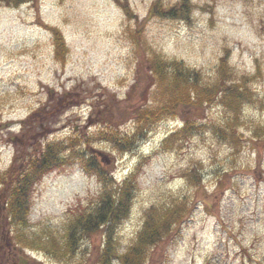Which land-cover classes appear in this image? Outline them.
<instances>
[{"label":"rangeland","instance_id":"1","mask_svg":"<svg viewBox=\"0 0 264 264\" xmlns=\"http://www.w3.org/2000/svg\"><path fill=\"white\" fill-rule=\"evenodd\" d=\"M153 1L29 0L16 7L0 1V173L9 180L32 149L75 136L81 143L75 155L94 153L116 184L137 176L129 213L115 232L117 254L135 241L150 207L179 203L186 219L150 252L149 264H264V0H187L180 16L148 18ZM180 1L162 0L166 7ZM126 3L130 19L121 8ZM53 30L64 39L63 61L55 57ZM133 30L143 39L138 53L127 33ZM156 57L183 62L204 82L216 81L225 58L228 82L241 83L250 96L234 112L208 108L187 138L169 136L181 117L196 118L193 109L178 108L131 150L114 148L96 133L118 123L120 133L132 134L134 107L167 103L151 75L149 84L141 78L138 90L133 85ZM231 125L235 146L215 134ZM103 186L81 164L44 174L18 229L2 204L7 184L0 187V251L13 242L40 262L54 254V264H97L102 233L78 237L72 254L62 248L72 210L91 209Z\"/></svg>","mask_w":264,"mask_h":264},{"label":"trees","instance_id":"2","mask_svg":"<svg viewBox=\"0 0 264 264\" xmlns=\"http://www.w3.org/2000/svg\"><path fill=\"white\" fill-rule=\"evenodd\" d=\"M6 3V6L14 7L22 5L29 0H0ZM187 0H181L178 4L166 7L162 0H154L149 9L148 18L167 17L174 18L180 16L183 9L187 6ZM119 3V2H118ZM127 18H132L133 13L130 6L121 5ZM55 41V57L63 61L67 49L63 36L57 31H51ZM135 52L138 53L143 43L142 35L139 30L127 32ZM218 77L214 82H204L202 75L185 65L181 61L167 60L163 58L150 59L145 62V69L149 73L137 74V81L133 84L135 90L141 86V78L145 79L146 85L149 84L151 78H155L156 85L162 91L160 97L167 103L155 109L144 104V106L134 107L131 110L132 119L134 121V131L132 134L120 133L118 123L111 124V129H101L96 133V137L109 142L114 148L124 151L131 150L134 143L143 139L147 132L158 122L174 118L178 115V108H190L196 116L194 121L190 117H181L183 125L172 132L169 136L171 139L179 137L187 138L188 135L201 127L200 121L205 117V111L215 106H223L234 112L239 107L242 99L250 96L246 88L241 83L228 82L227 75L229 73L227 60L221 58L218 63ZM148 77V78H147ZM147 88L139 92L141 98H146ZM146 93V95H145ZM161 93H165L166 97H162ZM112 95V94H110ZM108 95V98L109 96ZM114 98L110 96V100ZM128 114V113H127ZM126 115V112H123ZM192 114H190L191 116ZM199 120V121H197ZM216 136L225 139L233 146L237 145L238 135L233 125L230 128H216ZM85 138L84 145L89 146L90 141L88 135H81ZM170 140V139H169ZM83 142V143H84ZM81 144L79 138L70 137L63 141L46 143L41 148H34L32 152L27 154L26 164L23 170L13 171L12 178L7 179V172L0 173V187L7 184L8 193L2 204H6L5 214L9 218V222L19 228L25 226L26 215L28 213L29 198L33 185L46 173L53 170L62 169L73 164H81L84 171L95 175L97 179L104 184L103 192L96 198L91 205V209L84 211V208L72 210L73 220H70L65 249L62 250L66 254H72L79 243L80 236H87L90 233H102L103 247L96 256L97 264H110L111 259H117L119 264H149L151 259L150 252L158 247L165 240L172 237L178 231L180 225L185 221L187 211L181 204L173 205L171 208L162 207V211L150 207L146 211L143 227L138 233L135 241L124 254H117L115 249V232L121 222L127 217L131 207V200L136 186L135 174H130L126 181L116 184L113 181L108 166L101 163L97 156L93 154L88 157L80 155L76 156L74 150L77 145ZM78 157V158H77ZM91 170V172H90ZM197 176V175H196ZM76 213V214H75ZM56 247L55 245H53ZM59 249V247H58Z\"/></svg>","mask_w":264,"mask_h":264},{"label":"flooded vegetation","instance_id":"3","mask_svg":"<svg viewBox=\"0 0 264 264\" xmlns=\"http://www.w3.org/2000/svg\"><path fill=\"white\" fill-rule=\"evenodd\" d=\"M10 239V238H8ZM2 252L0 251V264H54L57 259L54 257V254L47 257L49 262H40L39 258H36V255L24 252L23 249L17 247L13 242L5 243L1 247Z\"/></svg>","mask_w":264,"mask_h":264}]
</instances>
